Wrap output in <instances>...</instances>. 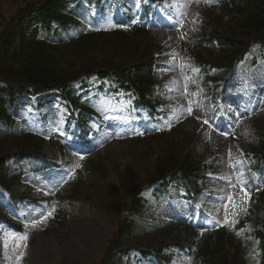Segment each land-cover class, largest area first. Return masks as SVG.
Returning <instances> with one entry per match:
<instances>
[{
  "label": "rangeland",
  "instance_id": "1",
  "mask_svg": "<svg viewBox=\"0 0 264 264\" xmlns=\"http://www.w3.org/2000/svg\"><path fill=\"white\" fill-rule=\"evenodd\" d=\"M12 2L0 8V18L13 16ZM133 4L136 1L129 0L126 7ZM156 12L160 23L152 35L158 45L149 60L155 58L161 67L153 100L160 101L158 110L166 114L167 130L160 136L150 134L129 109V101L99 94L95 80L71 89L79 96L74 118L85 108L94 111L85 116L90 120V143L86 145L74 137L65 139L71 114L62 101L41 95L22 104L21 119L44 144L41 157H15L8 163L15 184L11 191L0 187V264H101L116 230L107 185H119L124 171L131 168L145 188L160 160L172 162L190 153L197 164L212 169L210 187L191 220L219 226L236 223L239 217L247 219L245 229L234 239L235 246L250 250L253 240L247 235L264 226V203L258 197L264 192V165L249 166L243 156L258 155L254 135L264 134V62H248L237 69L227 84L230 95L217 105L208 87L200 84L193 54L205 40L230 30L228 15L217 0H162ZM84 17L89 16L85 13ZM99 17L106 19L107 15ZM234 34L243 36L236 29ZM117 38L97 40L99 48L92 47L89 56L102 59V50L113 41L118 44ZM136 53L125 57L134 59ZM201 53L216 62L224 57ZM110 56L120 60L113 53L106 59ZM217 77L222 79L225 74ZM93 165L104 169V178L96 170L93 173ZM153 194L151 188L146 190L147 204L138 216L131 217L134 241L125 245L128 252L106 264H158L144 259L142 253L160 248L171 256L170 264H204L195 252L187 257L174 247H185L190 235L184 221L189 208L186 202L173 190L167 196ZM22 236L27 239H19Z\"/></svg>",
  "mask_w": 264,
  "mask_h": 264
},
{
  "label": "trees",
  "instance_id": "2",
  "mask_svg": "<svg viewBox=\"0 0 264 264\" xmlns=\"http://www.w3.org/2000/svg\"><path fill=\"white\" fill-rule=\"evenodd\" d=\"M12 0H0V8L11 6ZM116 0H13V16L10 19L0 18V186L11 189L15 179L9 178L7 162L14 156H37L42 152L44 139L33 133L21 119L20 106L32 96L53 92L55 95L69 98L72 83L86 81L98 76L101 93H125L134 98L136 108L148 110L149 117L158 121L155 106L147 97H151L155 84L151 50L155 46L148 28L144 25L127 24L126 28L98 29L82 18L83 3L101 7ZM157 1V0H156ZM221 8L232 23L230 30L219 37L204 41L202 49L209 54L221 53L222 62L209 60L197 52L196 65L200 68L201 77L210 84L214 91L225 92L226 80H221L217 73L232 67L233 63L251 58H264V0H221ZM232 13L237 17L232 18ZM119 24L121 21L116 19ZM242 32L235 35L234 30ZM120 37L118 44L102 50V59L89 56L92 47L99 48L97 40ZM255 45L250 55L248 50ZM94 45V46H93ZM133 46L135 49H133ZM124 51V52H123ZM137 51V53H136ZM136 57L126 58L131 53ZM113 56L106 59V55ZM244 57V58H243ZM131 63H126V61ZM70 71L65 73V69ZM219 68L222 69L219 70ZM68 92V93H67ZM72 102L74 99H72ZM21 124V125H20ZM159 129L163 128L161 125ZM255 143L264 164V135L257 134ZM192 153L176 158L160 160V167L152 177L150 185L160 184L167 188L173 184L180 194L197 203L203 199L204 188L208 186L205 179L206 166L194 163ZM99 165V164H98ZM93 165V173L105 177L104 169ZM202 182L204 188L199 186ZM158 190V189H157ZM143 186L133 169H126L120 184H108L106 193L110 199V210L116 219V230L107 242L102 254L101 264H106L114 254L123 250L125 244L134 241L133 223L126 215L136 216L145 207L141 197ZM264 202V193L259 194ZM244 220L239 219L235 226L223 224L218 229L202 228L196 231L187 227L190 233L185 248L176 246L185 253L197 248L204 264H264V229L253 234V246L245 254L241 246H235V234L244 228ZM189 246V247H188ZM155 251V250H154ZM162 249L144 252L154 255L156 259L168 261ZM251 257V258H250Z\"/></svg>",
  "mask_w": 264,
  "mask_h": 264
},
{
  "label": "snow or ice",
  "instance_id": "3",
  "mask_svg": "<svg viewBox=\"0 0 264 264\" xmlns=\"http://www.w3.org/2000/svg\"><path fill=\"white\" fill-rule=\"evenodd\" d=\"M205 123H207V121H205ZM245 195H247V193H245ZM229 199H230V198H229ZM49 215H51V214L49 213ZM19 239H21V240H26L27 237H26V236H22V237H19Z\"/></svg>",
  "mask_w": 264,
  "mask_h": 264
}]
</instances>
